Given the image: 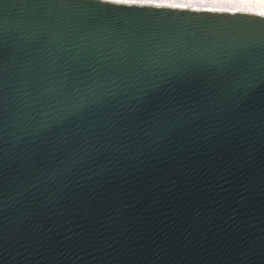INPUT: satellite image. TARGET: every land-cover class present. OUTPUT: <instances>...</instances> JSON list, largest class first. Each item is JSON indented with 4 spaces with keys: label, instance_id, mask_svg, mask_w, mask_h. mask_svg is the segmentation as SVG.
I'll return each mask as SVG.
<instances>
[{
    "label": "water",
    "instance_id": "95a60500",
    "mask_svg": "<svg viewBox=\"0 0 264 264\" xmlns=\"http://www.w3.org/2000/svg\"><path fill=\"white\" fill-rule=\"evenodd\" d=\"M0 264H264V18L0 0Z\"/></svg>",
    "mask_w": 264,
    "mask_h": 264
},
{
    "label": "bare ground",
    "instance_id": "6f19581e",
    "mask_svg": "<svg viewBox=\"0 0 264 264\" xmlns=\"http://www.w3.org/2000/svg\"><path fill=\"white\" fill-rule=\"evenodd\" d=\"M125 5L246 14L264 18V0H100Z\"/></svg>",
    "mask_w": 264,
    "mask_h": 264
}]
</instances>
